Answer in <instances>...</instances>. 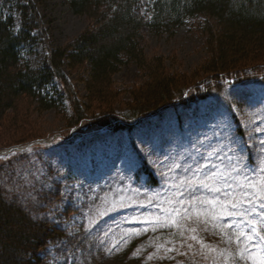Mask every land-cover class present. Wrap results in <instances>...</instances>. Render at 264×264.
<instances>
[{"label": "rangeland", "instance_id": "1", "mask_svg": "<svg viewBox=\"0 0 264 264\" xmlns=\"http://www.w3.org/2000/svg\"><path fill=\"white\" fill-rule=\"evenodd\" d=\"M153 1L140 0V12L148 14ZM33 2L55 48L92 23L74 14L69 0ZM1 14L8 11L0 8ZM208 20L188 17L172 35L143 28L148 59L163 58L186 82L203 79ZM15 23L18 30V17ZM46 56L38 43L23 52L22 65L37 68ZM62 72L82 109L89 72L66 66ZM143 80L136 65L120 69L114 113L128 116L130 91ZM208 84L179 88L183 96L175 101H189L197 89L206 93ZM227 84L206 100L187 108L175 102L115 133L95 125L97 111L67 127L66 101L44 112L24 104L20 116L28 108L30 127L13 137L43 138L1 158L0 180L7 198L65 232L42 251L46 264H264V85ZM7 140L3 135L0 144ZM143 165L158 185L148 184Z\"/></svg>", "mask_w": 264, "mask_h": 264}, {"label": "trees", "instance_id": "2", "mask_svg": "<svg viewBox=\"0 0 264 264\" xmlns=\"http://www.w3.org/2000/svg\"><path fill=\"white\" fill-rule=\"evenodd\" d=\"M140 0H69L71 11L91 20L90 27L68 45L55 48L45 23L33 0H0V138L7 135L0 151L37 142L43 137L13 136L29 128V110L24 104H35L37 111L58 109L68 102L71 115L68 126L75 128L93 116L98 128L110 132L132 129L154 112L176 102L190 107L222 91L230 80L239 83L259 82L264 85V0H154L148 14L139 10ZM207 14L203 29L208 57L201 65L203 79L186 82L179 74H171L163 58L148 59L143 41V28L156 35L174 34L186 18ZM16 17L19 29L16 30ZM38 43L47 50L44 63L31 68L22 65V54ZM136 65L145 80L130 91L126 117L114 113L121 92L114 76L123 66ZM86 70L87 92L82 109L62 68ZM206 93L196 90L189 101H175L184 89L202 83ZM227 84L226 85H224ZM183 96V95H182ZM96 103L95 108L87 103ZM238 134L245 138L241 127ZM15 139V140H14ZM14 140V141H13ZM8 142V143H7ZM3 164L0 165V177ZM151 186L158 185L153 174L143 165ZM65 232L47 219L34 217L23 205L7 198L0 180V264H46L41 253Z\"/></svg>", "mask_w": 264, "mask_h": 264}, {"label": "water", "instance_id": "3", "mask_svg": "<svg viewBox=\"0 0 264 264\" xmlns=\"http://www.w3.org/2000/svg\"><path fill=\"white\" fill-rule=\"evenodd\" d=\"M20 149L21 148L19 146H17V147H13V148H10V149H7V150L0 151V154L1 153H5V155H8V154H11V153H13L15 151H18Z\"/></svg>", "mask_w": 264, "mask_h": 264}, {"label": "bare ground", "instance_id": "4", "mask_svg": "<svg viewBox=\"0 0 264 264\" xmlns=\"http://www.w3.org/2000/svg\"><path fill=\"white\" fill-rule=\"evenodd\" d=\"M5 156V153H1L0 154V159L3 158Z\"/></svg>", "mask_w": 264, "mask_h": 264}, {"label": "snow or ice", "instance_id": "5", "mask_svg": "<svg viewBox=\"0 0 264 264\" xmlns=\"http://www.w3.org/2000/svg\"><path fill=\"white\" fill-rule=\"evenodd\" d=\"M218 191V190H217ZM233 207H235V204H233ZM193 239H195V237H193Z\"/></svg>", "mask_w": 264, "mask_h": 264}]
</instances>
